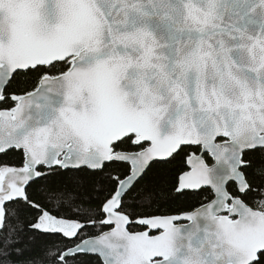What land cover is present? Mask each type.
<instances>
[{
	"label": "snow or ice",
	"instance_id": "obj_1",
	"mask_svg": "<svg viewBox=\"0 0 264 264\" xmlns=\"http://www.w3.org/2000/svg\"><path fill=\"white\" fill-rule=\"evenodd\" d=\"M0 264H264V0H0Z\"/></svg>",
	"mask_w": 264,
	"mask_h": 264
},
{
	"label": "trees",
	"instance_id": "obj_2",
	"mask_svg": "<svg viewBox=\"0 0 264 264\" xmlns=\"http://www.w3.org/2000/svg\"><path fill=\"white\" fill-rule=\"evenodd\" d=\"M179 163H180V158L177 157V160L174 161L172 165H158L157 167L166 169V168H169V167H175L176 165H179ZM177 203H180V201H177Z\"/></svg>",
	"mask_w": 264,
	"mask_h": 264
}]
</instances>
